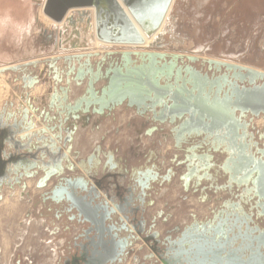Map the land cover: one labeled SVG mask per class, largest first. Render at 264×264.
Here are the masks:
<instances>
[{
    "label": "water",
    "instance_id": "water-1",
    "mask_svg": "<svg viewBox=\"0 0 264 264\" xmlns=\"http://www.w3.org/2000/svg\"><path fill=\"white\" fill-rule=\"evenodd\" d=\"M172 1L46 0L43 12L50 19L61 21L69 9L93 8L96 37L100 41L140 48L145 43V37H152L160 29ZM69 21L73 22L70 18ZM160 44V39L156 38L148 48H154ZM133 57L134 61L131 60ZM167 57L166 54L160 52L134 51L124 53L118 60L107 64H105L106 59L103 58L91 64L90 54L84 57L83 63L81 62L82 55L65 57L64 61H67L68 68L61 72L65 75L66 82L69 83V78L73 75L74 81H79L78 85H81L83 81L87 83L84 96L76 100L69 101L68 88L60 89L61 96H57V92L55 96H51V100H60L58 104L52 102L48 106V109H54L56 114L51 118L52 126L48 128L52 136L46 135L44 129L29 133L33 128V123L27 110L21 109L18 115L8 114L5 119L0 116V202L3 198V187L8 186L12 189L14 185H21L25 188L24 178L33 180L41 175L37 181V187H46L54 179L56 183L52 191L58 189L63 194L60 201L57 203L55 201L56 205L67 207L69 209L67 213L75 211L77 217L80 218L78 222L87 225L88 228L83 229L81 234L82 241H84L79 244L81 252L92 254L105 251L106 241L95 242L89 236V229L99 226L95 222L98 221L103 226V231L98 229L96 231L103 234V239H114L115 243L109 242V247L114 246L117 256L123 255L135 236L144 234L147 235L145 240L151 242L152 254L148 256V259L151 260L156 256L161 264H253L248 258L238 259L235 256V244L239 238L236 239V243H232L230 238V236L233 237L235 229L237 233H240L238 223L241 215L245 213L239 194L235 191L231 190L229 197L210 211L209 218L201 221L194 219L183 228L176 226L166 231L164 235L156 230L154 218L151 219L149 226H146L147 221L141 214L145 212L143 204L146 203L144 198L147 193L161 185L164 180L176 176L186 185L193 184L192 190L195 194L210 191L217 194L219 190L214 186L218 177L212 175L211 170L220 164L197 141L200 138L212 136L211 131L202 129L208 123L211 127L224 125V122L219 120V118L222 120L221 116L224 113L223 105H214L210 109L213 116L207 114L205 116L204 110L198 104H192L178 92L168 91L159 81L154 80L153 83L143 81L148 78L143 73L134 72V75L130 76L131 85L128 91L121 90L120 83L115 93H106L105 86L97 87L99 82L108 83L112 78L111 73L114 67L117 69L123 66L126 58L136 65L150 66L162 61L166 62ZM170 58L177 60L178 56ZM55 62V60L51 61L49 66L57 71ZM214 65L219 66L220 69L216 70L219 73L221 68H224L225 74L236 88L234 92H230L229 104L226 107L231 115L249 114L252 117L264 115V72L222 62H214ZM182 68L183 81L192 87L197 95L205 88L215 89L216 85L212 83L213 78L208 77V84L200 89L193 73L205 78L207 75L188 65ZM56 80L61 82L62 77L58 76ZM35 82L37 80L32 79L30 86ZM220 91L218 89V92ZM108 101H111V105L105 106L104 104ZM125 103L141 118L145 119L149 116L148 135L167 131V135L173 140L174 148L181 153V159L177 160V156L175 165L167 170L166 176L161 175L160 168L155 169L144 165L115 171L118 174L112 177L118 185L125 189L128 195H126L127 201L131 204L128 213L120 211L123 213L124 220L131 222V228L123 222L122 218H116V211L108 209L103 202L97 199L94 187L90 185L85 175L63 178L65 170L74 171L77 166L72 165L67 156L71 152L70 146L68 145L64 152L57 144V142H62L64 148L67 144L66 140L62 141V132L70 135L67 142L72 141L71 135L76 129V124L71 125V130L63 127L69 117L73 120H80L82 115L87 121L92 114L103 115L107 112L110 115L117 106ZM63 112H66L64 119L62 118ZM44 116L48 118V112L44 113ZM214 119L219 122L215 123ZM259 138L263 141L262 148L256 150L253 160L247 163V176L242 185L251 187L252 196L249 200L255 203L254 216L264 223V132ZM105 154H103L104 158L114 161L111 153ZM119 162L118 159L117 164H114L111 170H120ZM84 163V160L77 161V165L81 168ZM95 171L96 167H93V172ZM104 178L109 179V176ZM234 184L237 190L241 187L238 182ZM147 204L152 205L153 202ZM138 214L141 215L139 220H137ZM256 229L258 232L257 247L264 252V227ZM122 234L126 236H121ZM255 264H264V257Z\"/></svg>",
    "mask_w": 264,
    "mask_h": 264
},
{
    "label": "rangeland",
    "instance_id": "rangeland-1",
    "mask_svg": "<svg viewBox=\"0 0 264 264\" xmlns=\"http://www.w3.org/2000/svg\"><path fill=\"white\" fill-rule=\"evenodd\" d=\"M45 1L0 0V68L2 67L0 74L10 87L8 94L0 97V116L5 119L8 114L18 115L21 109L27 110L33 123V128L29 133L44 129L46 135H53L48 130L53 123L51 118L56 115L54 109H48V100L51 95L57 93L61 95L60 89L68 88L67 94L71 101V95L80 94L81 90L78 88L81 86L71 87L70 84L76 83L71 79L70 84L67 83L65 75L61 72V70H67L64 64V58L67 56L82 55L81 62L83 63L84 57L90 54V63L95 64L101 60L102 56L111 55V52L115 50L153 51L166 54L167 60L171 56H178L179 65L191 66L202 74L211 75V72L220 74L214 68L209 70V66L214 67V62L264 72V0H176L171 3L160 29L152 37H145V43L140 48L99 41L95 37L94 12L90 7L69 9L64 19L60 22L53 21L52 25H49L50 18L43 12ZM69 18L73 22H70ZM156 38L160 39L161 44L148 48ZM94 43L102 45L104 51L94 50ZM53 60L56 61L57 71L55 73L48 66V63ZM223 71L224 68H221V72ZM58 75L62 77L61 82L56 80ZM32 79L37 82L30 86ZM84 83L87 82L84 81ZM102 84L99 82L97 87ZM34 87L39 90L33 100V96L28 93ZM46 112L49 114L48 118L44 116ZM32 114L35 116L32 117ZM140 119L142 122L145 121L143 118ZM141 121L134 119L132 124L139 125ZM112 126L114 122L109 123L107 128H112ZM253 131L255 135L258 132H264V115L254 120ZM132 134L135 133L132 131L130 135ZM166 134L167 131L161 133V135ZM65 136L66 133L62 132V138ZM88 139L92 141L87 131L81 133L82 141ZM132 140L133 145L141 144L140 148L155 147L164 155L170 152V149H166L163 136H157L154 142L147 140L140 142L138 137ZM57 144L62 148V142H57ZM68 156L77 169L65 170L63 176L73 178L81 175L83 169L77 165V161L83 158L72 153ZM145 161V157L137 156L135 160H130V163L137 167L148 166L149 164ZM156 162L154 161V165L158 166ZM100 171L99 168L96 170L94 178L102 177L103 174ZM24 179L25 188L21 185H14L12 189L8 186L2 189V195L7 193V196L2 198L1 207L9 214L15 213V215L10 217L6 210L0 212V264H64L66 258L73 261L74 258L79 257L78 247L81 242H84L81 234L87 225H81L75 218L70 219L71 213H58L57 208L60 207L43 198L48 195L46 192L34 198L32 195L30 198L25 196V192L28 191L30 194L34 191V185L33 181ZM90 181L94 183L93 178H90ZM153 191L148 192L146 200V204L149 202L153 204H147L145 212L141 213L147 221L146 226L151 223V209L155 207V204L163 201L160 197L156 201V193ZM227 197L229 194L215 199L216 201L212 202V208H209V205L198 206L194 202L190 203L186 199L177 198L180 206L175 207L176 212L173 218L170 221H158L155 218V228L161 235L176 226L183 228L194 220L192 218L188 224H183L188 220L190 212L198 214L200 218L195 217L197 221L209 218L210 211L218 207ZM5 198L9 201L6 204H4ZM27 213L29 216H26ZM203 213H207L204 219L201 218ZM115 216L117 219L122 218L123 222L131 228V222L124 220L122 214ZM140 216L138 214L137 220ZM42 218L60 225V238L56 237V240L49 245L43 241L44 233L37 224ZM255 223L260 227L263 226L259 220H255ZM4 226H8L9 229ZM22 229L24 231H21ZM22 233L24 234L23 239H21ZM4 235L10 239L5 238ZM121 236H126V234ZM146 236L144 234L135 236L123 255L117 256L114 262L108 264H161L156 256L151 260L148 259L152 251L151 242L145 240ZM55 253H57L56 257Z\"/></svg>",
    "mask_w": 264,
    "mask_h": 264
},
{
    "label": "flooded vegetation",
    "instance_id": "flooded-vegetation-1",
    "mask_svg": "<svg viewBox=\"0 0 264 264\" xmlns=\"http://www.w3.org/2000/svg\"><path fill=\"white\" fill-rule=\"evenodd\" d=\"M127 52H134V50H128V51L115 50L111 52L113 54V55L111 54L112 55L111 57L102 56V58L106 59L105 64H107L112 62L113 60L115 61L118 60V58H120L122 54ZM131 60L134 61L135 58L133 57ZM180 61L183 62L182 59H180ZM64 64H65V68L67 69L68 68L67 61H65ZM184 66L186 65H179L177 63V60H171V58H169L166 62L162 61L159 64H154L150 66L136 65L132 61H129L128 58H126L123 66H120L117 69L114 67L111 73L112 78L109 80V82L106 84L103 83L101 86H105L104 88L106 93H111V92L115 93L117 92V87H118L117 85L120 83L121 84L120 89L128 91L131 85L130 76L134 75V72L143 73L145 77L146 76L148 77L146 79H143V81H147L149 83H153L152 81L154 80L159 81L161 85L167 88L168 91L178 92L187 101L191 102L192 104L194 103L198 104L202 108V110H204L203 114L205 116L207 115L213 116V114L210 112V109L216 104H221L225 107L224 113L222 114L223 116H221L222 120L219 118L220 121L224 122V125L221 127L219 126L211 127L208 123L207 126L202 127V129H207L211 131L212 136L200 138L197 142H199V144L205 150H208L209 153L213 155L215 160H218V164H220L218 167L215 166L211 170V174L214 175L215 177H218V180L222 181L220 185L216 184L215 182L214 186L220 191L223 190L230 193V191L232 190V192L235 191L236 194H239L240 201L243 205L245 213L244 215H241L240 221L238 223V226H240L239 229L240 233H237V230L235 229L233 237L230 236V238L232 243H236V239L239 238L237 240V243L235 244V256L238 259L248 258L251 261V263L255 264L264 257V252L262 251V249L259 250V248L257 247L258 232L256 231L257 227L262 229L264 227V223L261 219H256L254 216L255 203L253 200H249V198L252 196L251 187L250 186L245 187L242 184L246 180L245 178L247 176V167H246L247 163L253 160V156L255 155L256 150L262 148L263 145V141L259 138V136H261L262 133L258 132V134L255 135L253 131L254 120L256 118H259L261 115H259L258 117H252L249 114H245L244 116L235 114L234 116L231 115L230 111L226 109L227 105L229 104V94L230 92H234L236 88L231 83L228 75L225 74V71L220 72V74H215V72H211L212 73L211 75L204 73L207 75V78L193 73V77L197 80L198 84L200 85L199 87L200 89L202 86L204 87L208 84V77L213 78L212 83L216 85L215 89L209 90L205 88L204 91L200 92V94L197 95V92H195L192 89V87L186 85V82L183 81L184 79H183L182 67ZM213 68L214 70L220 69L219 66L217 65H214V67L209 66V70H212ZM49 69H52L55 73V70L50 66ZM236 73L239 72L236 71ZM70 79L74 81V76L71 75L69 80ZM74 82L77 84V82L79 81H74ZM83 82L81 83V85L83 84ZM218 89H220L221 91L218 92ZM51 96H55V95H51ZM57 96H61V95H57ZM59 101L60 100L56 101L55 99L48 100L49 104L52 102L58 104ZM104 105L110 106L111 101L106 102ZM123 105L129 108L126 105V103ZM118 107L119 106H117L116 108ZM139 112H141V110ZM112 113L109 115L107 112H105L103 115L111 116ZM64 114H66V112H63L62 118L64 117ZM69 120L70 117L68 121L63 125V127L67 130L72 129V128L70 129V126L68 124ZM83 120L85 122L88 121V120L86 121L85 119ZM75 121H79V120H75ZM214 121L215 123L219 122L216 121L215 119ZM69 137L70 135L66 134V136L62 138V141L66 140L67 143L65 148L62 146V150L66 151V148L69 145L71 149L70 153H72L71 142L70 143L67 142ZM109 153L105 154L104 152L101 151L99 147L96 148L95 151L88 158L80 159L85 161V163L82 165L83 171L81 172L83 175H85V177L88 178L90 185L94 187L95 194L97 195V199L100 202H103L108 209H112L113 211H116L117 214L123 215V213L126 214L131 209V204L129 201H127L126 198L127 194L125 189L122 188L120 185H118V182H116L113 177H115V174H118L115 173V171L116 172L123 171L128 168L119 167L120 170L119 169L111 170L114 164L117 163L116 160L108 161L106 158H104L103 154L107 155ZM111 154L114 156L113 153ZM74 155L78 156L77 153ZM97 160H100L101 162H98ZM71 164L74 165L73 162H71ZM93 167H96V170L98 168L101 169L100 172H102L101 174H103L101 178L99 179L94 178L96 171L93 172ZM40 176L41 175H39L38 177ZM105 176H109V179H105L104 178ZM90 177L93 178L94 183L90 181ZM63 178H66V176H63ZM234 182H238L241 184V187L238 190L236 189ZM51 183H52L51 188L49 192H47L48 195L43 198L46 200L48 199L54 203L56 201L57 203V201H60V199H62L63 194L58 189H54V191H52L53 190L52 188L55 186L56 182L53 179L51 180ZM123 199L124 201H121ZM146 200H147V195L144 198L145 202ZM143 205L146 208L147 204L145 203ZM67 210H69L67 207H60L57 209L58 213L64 212L66 214H67ZM120 211H122L123 213H121ZM71 214L72 217L70 219L75 218L78 221H80L79 220L80 218L77 217V213L75 211H72ZM81 219L83 220V217ZM251 220H253V222ZM255 220L256 221L259 220L263 224V226L260 227L259 224L255 223ZM95 222L99 226H97L96 228L94 227L92 229H89L90 232L89 236L92 238V241L95 240V242L106 241L105 245L107 247L105 248V251L99 253L94 252L91 254L90 252L87 253L81 252L80 248L78 247L79 257L74 258L73 261L70 258H66V260H64V264H72V263L81 264L84 262H86V264H108L110 262L112 263L115 261V259L117 258L116 249L114 248V246L109 247L110 245L109 242L115 243L114 239L111 238L103 239L102 236L103 234L101 235L99 234V232L96 231V229H98L99 231H103V226L100 224V222L98 221ZM80 224L85 225V223L83 224L80 223ZM71 261L72 263H70Z\"/></svg>",
    "mask_w": 264,
    "mask_h": 264
},
{
    "label": "crops",
    "instance_id": "crops-1",
    "mask_svg": "<svg viewBox=\"0 0 264 264\" xmlns=\"http://www.w3.org/2000/svg\"><path fill=\"white\" fill-rule=\"evenodd\" d=\"M72 85V86H71ZM85 83L81 85L80 94L71 95L70 100H76L84 95L85 90ZM71 87L78 86L77 84H70ZM124 108V109H123ZM128 109L125 105L119 106L114 110L111 116L107 115H97L92 114L89 116V120L85 122L83 118L84 116H81V119L79 121H75L72 118L69 120V126L70 129L72 128V124H76L77 129L74 130L73 134L71 135L72 141V154L79 155L81 158L86 159L88 158L96 148H100L102 152L104 153H113L114 154V160H120L119 167L121 168H136L137 166H133L130 163V160H135L137 156H143L146 158V163H148V167L152 168H160L161 175L166 176V172L169 168H171L177 158V160L181 159V153L178 152L174 148L173 140L169 138V136L161 135V133H153L151 135H148V131L150 128V123H148V117L145 118V121H141L140 117L137 116L136 112L133 109ZM125 110V111H124ZM134 119H137L138 121H141V124L134 125L132 124V121ZM114 122V126L112 128H107V125L109 123ZM84 131H87L89 137H91L92 141L90 142V138L87 141L81 140V133ZM134 132L135 134L130 135L131 132ZM157 136H163V142L165 141V145L167 146L166 149H170V152L168 155H164L161 151H159L155 147H142L140 148L141 144L133 145V140L138 137V140L141 142L143 140L152 141L154 142ZM96 140V141H95ZM137 140V141H138ZM101 141V142H100ZM139 142V143H140ZM87 144L89 146L87 147ZM154 161H158L157 165H154ZM131 166V167H130ZM139 167V166H138ZM181 169V168H179ZM40 177H37L31 181H33L34 185V191H32L30 194L29 192H25V196L30 198V195L33 196V198L36 195H41L43 193L49 192L51 188V182L43 188L37 187V181ZM222 183L221 180H218L216 184L220 185ZM193 184H184L183 182L178 180V177H173L169 180H164L161 185L158 187H155L154 193H156V201L157 199L163 198V201L159 202L158 204H155V207L151 209V218H156L158 221H165L173 218L174 213L176 212L175 207L177 205L180 206V202H177L178 199H186L188 202H194L198 206H205L209 205V208H212V202H215L217 199L222 198L223 196L229 194L226 191L218 190L217 194H213L212 191L207 193H193ZM7 194V193H6ZM4 193L3 197L6 195ZM149 193H147L148 195ZM7 196V195H6ZM149 198V197H148ZM216 199V200H215ZM3 200V199H2ZM30 200V199H29ZM31 201V200H30ZM0 202V212L1 210H6L3 207H1ZM179 203V204H178ZM29 209V208H28ZM210 210V209H209ZM6 213L8 211L6 210ZM178 213H180L178 211ZM10 217H13L14 214H9ZM26 216H29L28 213ZM154 216V217H153ZM198 214L195 212H190L188 214V220L184 221L183 224H188L190 220L195 219ZM207 213H203L201 218H206ZM198 218H200L198 216ZM40 226V230L44 233L45 239L43 241L46 242L47 245H49L51 242L59 239V233H60V225L57 222L54 221H48L45 218H42L40 222L37 223ZM5 227V226H4ZM5 228L9 229L8 226ZM21 231H24L22 229ZM41 233V232H40ZM27 234V232H26ZM5 238H9L7 235H4ZM21 236V235H20ZM24 234L22 233L21 239H23ZM10 239V238H9ZM8 239V240H9ZM59 245H61L59 243ZM56 249V248H55ZM57 256V253H55V257ZM146 256V255H144Z\"/></svg>",
    "mask_w": 264,
    "mask_h": 264
},
{
    "label": "bare ground",
    "instance_id": "bare-ground-1",
    "mask_svg": "<svg viewBox=\"0 0 264 264\" xmlns=\"http://www.w3.org/2000/svg\"><path fill=\"white\" fill-rule=\"evenodd\" d=\"M176 0H173L172 2H175ZM45 4V3H44ZM71 19V18H70ZM69 20V19H68ZM53 21H55V20H52V19H50V21H49V25H52V22ZM55 22H60V21H55ZM95 26V25H94ZM91 29V28H90ZM93 31H94V29H93ZM95 35V34H94ZM93 36V35H92ZM96 37V36H95ZM99 40V39H98ZM100 41V40H99ZM95 44V43H94ZM94 47H93V49L94 50H98L97 52H102V51H104L103 50V46L102 45H100L99 43L97 44H95V45H93ZM0 69H2V67L0 68ZM70 84V83H69ZM105 85V84H104ZM10 87H9V85L7 84V82H6V80H5V78L2 76V74H0V97L1 96H5V95H7L8 94V91L10 90L9 89ZM32 89V88H31ZM38 88L37 87H34L29 93H28V95H31V96H33L32 98H33V100H34V96L37 94V92H38ZM2 98V97H1ZM26 99V98H25ZM20 105L21 106H23L21 103H20ZM25 106V105H24ZM33 116H35V115H33L32 114V117ZM15 201H17V200H15ZM7 202H9L8 201V198H5L4 199V204H6ZM11 208H13V207H11Z\"/></svg>",
    "mask_w": 264,
    "mask_h": 264
}]
</instances>
